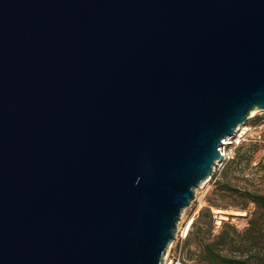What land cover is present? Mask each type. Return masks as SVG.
I'll return each instance as SVG.
<instances>
[{
    "label": "water",
    "instance_id": "water-1",
    "mask_svg": "<svg viewBox=\"0 0 264 264\" xmlns=\"http://www.w3.org/2000/svg\"><path fill=\"white\" fill-rule=\"evenodd\" d=\"M253 109L264 0H0V264H163Z\"/></svg>",
    "mask_w": 264,
    "mask_h": 264
},
{
    "label": "rangeland",
    "instance_id": "rangeland-1",
    "mask_svg": "<svg viewBox=\"0 0 264 264\" xmlns=\"http://www.w3.org/2000/svg\"><path fill=\"white\" fill-rule=\"evenodd\" d=\"M261 117H264V110L258 109L255 114H249L246 124L251 125V128L246 132V138L238 144L239 146H242L239 149L237 148L238 145L235 147V154L246 151L249 147H253V150H250L249 152L250 159L248 163L243 161L238 167L232 166L228 169L226 178L228 179L231 188L219 189L214 182L215 175L219 173L224 165L211 173L197 187H195L192 200L181 211L180 218L177 221L175 235L176 233L178 236L181 233L183 234V230L187 225L189 226L188 230L182 239L179 238L176 241L174 236L169 241L168 246L173 242L172 249L169 256H166V251L164 252L163 264H169V257L172 254H175V249L178 248L181 249L180 259L184 264H202L197 261V253L200 249L201 243L194 239V234H191L192 239L189 243L185 244L184 239L189 231L196 229V225H192V220L196 217L199 210L204 207L209 208L213 218L211 228L206 233L207 240L213 239L214 236L219 233L221 228H223L222 221H227L234 224L241 233V239L236 237V243H239L238 245L240 247L237 252H240L241 248L245 247L246 239L243 238V234L250 225L251 217L257 219V226L260 227V232L264 233V209L258 208L253 201L249 200V198L244 195V190L264 192V134H262L261 138L256 139V131L253 128ZM253 141L257 142L254 143ZM237 189H239V192H237ZM245 201H247L245 209L241 210L235 206V204H240ZM216 209H220L221 212L216 211ZM242 211L243 213H241ZM221 214L226 215V217L223 216L220 218L219 215ZM203 227H205V225ZM260 238L264 239V237ZM261 242H264V240H261ZM261 247L264 249V246ZM223 251H226V249L224 248ZM172 264H174L173 261Z\"/></svg>",
    "mask_w": 264,
    "mask_h": 264
},
{
    "label": "trees",
    "instance_id": "trees-1",
    "mask_svg": "<svg viewBox=\"0 0 264 264\" xmlns=\"http://www.w3.org/2000/svg\"><path fill=\"white\" fill-rule=\"evenodd\" d=\"M256 143L257 141H253ZM242 145H238V149ZM250 150L253 147H249L246 151L238 152L233 158L228 160L223 168L215 175L214 182L219 189H230L229 181L226 178L228 169L232 166L238 167L241 162H249ZM239 192V189H237ZM249 200L253 201L258 208L264 209V192H252L244 190ZM239 209H245L247 201L243 203L235 204ZM213 222L212 213L208 207L201 208L197 213L196 217L192 220V225H196L195 230L187 233L184 243L187 244L191 241L194 234V239L201 243L200 249L197 253V261L202 264H264V242H261L260 237H264V233L260 232V227L257 226V219L254 217L250 218V225L245 230L243 238L246 239L245 247L239 250V243H236V237L241 239V233L234 224L227 221H222L221 230L217 233L213 239L207 240L206 233L211 228ZM205 225V227H203ZM224 248L226 251H223Z\"/></svg>",
    "mask_w": 264,
    "mask_h": 264
},
{
    "label": "built area",
    "instance_id": "built-area-1",
    "mask_svg": "<svg viewBox=\"0 0 264 264\" xmlns=\"http://www.w3.org/2000/svg\"><path fill=\"white\" fill-rule=\"evenodd\" d=\"M260 110H264V109H260ZM245 124V125H243ZM240 124L238 126V128L236 129V131L231 134V135H227L226 137L221 139V144L217 147L219 152L221 153L222 157L220 159L216 160V165L213 168V172H215L218 168H220L222 165H224L228 160H230L231 158L234 157V150L235 147L242 142V140H244L246 138L245 134L248 131V129L251 128V125H247L246 122ZM248 127V129L246 131H242L243 127ZM253 128L256 131V139L257 138H261L262 132H264V117H261L259 119V121L253 126ZM212 172V173H213ZM186 232H184L183 234L181 233L179 236L175 235V240L177 241L179 238H183ZM173 242H171L169 244V246H167V250H166V256L170 255L171 249H172V244ZM174 247V246H173ZM180 248L175 249V254H172L169 257V264H172V261L174 262V264H184V262L181 261L180 259ZM175 258V260H174Z\"/></svg>",
    "mask_w": 264,
    "mask_h": 264
},
{
    "label": "bare ground",
    "instance_id": "bare-ground-1",
    "mask_svg": "<svg viewBox=\"0 0 264 264\" xmlns=\"http://www.w3.org/2000/svg\"><path fill=\"white\" fill-rule=\"evenodd\" d=\"M256 111H258V109H253L252 112H251V115L255 114ZM243 125H245V124H243ZM247 129H248L247 126H246V127H243L242 131L244 132V131H246ZM216 211L221 212L220 209H216ZM241 213H243V211H242ZM223 216L226 217V215H224V214L219 215L220 218H222ZM220 218H219V219H220ZM191 220H192V219H191ZM218 221H220V220H218ZM188 227H189V226L187 225V226L184 228L185 231L183 230V232H187Z\"/></svg>",
    "mask_w": 264,
    "mask_h": 264
}]
</instances>
